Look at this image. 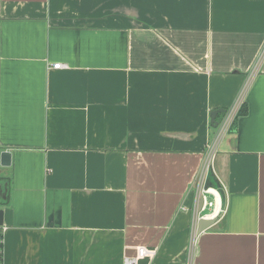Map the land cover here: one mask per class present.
Segmentation results:
<instances>
[{"label": "crops", "instance_id": "obj_1", "mask_svg": "<svg viewBox=\"0 0 264 264\" xmlns=\"http://www.w3.org/2000/svg\"><path fill=\"white\" fill-rule=\"evenodd\" d=\"M263 46L264 0H0L2 264H264V60L192 242L210 112Z\"/></svg>", "mask_w": 264, "mask_h": 264}, {"label": "built area", "instance_id": "obj_2", "mask_svg": "<svg viewBox=\"0 0 264 264\" xmlns=\"http://www.w3.org/2000/svg\"><path fill=\"white\" fill-rule=\"evenodd\" d=\"M264 60V46L258 54L252 68L241 85L238 93L236 94L232 104L225 109V112L220 116L215 132L212 139L206 146L204 152V159L197 176L194 179L193 187L197 195L200 197L199 206L195 209V218L192 224V242L198 233L197 224L199 220H217L223 212V203L221 194L218 188L205 186L206 176L210 167L214 162V157L218 146L224 135L232 128L235 120L239 116V112L244 105L245 97L251 80L254 75L260 70L261 63ZM62 64L57 62L52 65L53 68H60ZM213 168V167H212ZM1 241V240H0ZM1 243V242H0ZM155 250L146 248L145 246H137L133 256H125L122 264H138L142 258H152ZM0 264H2V248L0 246Z\"/></svg>", "mask_w": 264, "mask_h": 264}, {"label": "water", "instance_id": "obj_3", "mask_svg": "<svg viewBox=\"0 0 264 264\" xmlns=\"http://www.w3.org/2000/svg\"><path fill=\"white\" fill-rule=\"evenodd\" d=\"M224 112H225L224 108H216L210 112V115H209L210 116V123L212 124L213 127L217 126L219 118ZM218 115H220L219 118H218ZM0 157H1V164L2 165H9L10 153L8 151H3L0 154ZM205 186H211V187L218 188V190L221 194V199L223 200V192L221 189V184H220V181H218L217 177L215 176L212 167H210L208 170V173L206 176V181H205ZM2 217H3V211L0 210V224H2ZM212 223H213V221H211V220H199L198 224H197L198 232L204 230L205 228H208Z\"/></svg>", "mask_w": 264, "mask_h": 264}, {"label": "trees", "instance_id": "obj_4", "mask_svg": "<svg viewBox=\"0 0 264 264\" xmlns=\"http://www.w3.org/2000/svg\"><path fill=\"white\" fill-rule=\"evenodd\" d=\"M246 112V109H245V106H242L239 114H244ZM220 115H218V118H219Z\"/></svg>", "mask_w": 264, "mask_h": 264}]
</instances>
